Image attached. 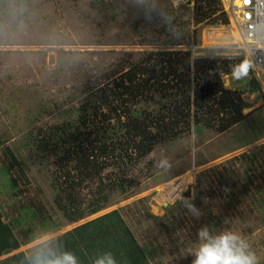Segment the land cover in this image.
I'll use <instances>...</instances> for the list:
<instances>
[{
  "label": "rangeland",
  "instance_id": "374dc122",
  "mask_svg": "<svg viewBox=\"0 0 264 264\" xmlns=\"http://www.w3.org/2000/svg\"><path fill=\"white\" fill-rule=\"evenodd\" d=\"M199 4L0 0V212L16 234L34 231V239L16 252L28 254L41 235L56 237L117 209L150 264H191L197 230L205 224L240 232L264 264L263 75L221 77L225 88L242 93L246 107L240 123L218 132L196 130L191 121L189 129L124 170L107 168L101 179L83 183L74 205L87 212L102 182L106 208L76 223L56 207L54 156L38 147L63 121L78 117L86 98L107 88L112 77L139 62L149 65L156 53L188 52L191 60L242 58L224 33L227 23L212 16L198 22ZM213 29L216 41L205 40L204 33ZM254 83L259 88L250 93ZM144 106L154 116L157 108ZM9 152L25 165V178L10 167ZM12 176L18 181L14 189ZM118 182L121 187L114 185ZM28 202L56 229L45 232L36 220L16 224L17 208ZM186 202L200 211L199 219Z\"/></svg>",
  "mask_w": 264,
  "mask_h": 264
},
{
  "label": "trees",
  "instance_id": "16d2710c",
  "mask_svg": "<svg viewBox=\"0 0 264 264\" xmlns=\"http://www.w3.org/2000/svg\"><path fill=\"white\" fill-rule=\"evenodd\" d=\"M196 2L200 3L198 22L211 16L216 22H227L224 13H220L218 0ZM154 56L149 65L139 62L112 77L107 88H99V94L86 98L78 117L72 122L63 121L47 133V140L39 141V149L54 156L55 205L69 223L79 222L106 208L102 182L87 212L74 202L76 191L81 190L83 183L101 179L100 175L107 168L124 170L132 161L148 155L159 143L172 140L189 129L191 121L196 130L203 126L223 132L244 119L242 109L246 105L242 93L225 88L221 79L230 74L233 65L247 62L243 57L191 60L190 53L178 51H161ZM251 72L249 66V74ZM258 88L254 83L249 92ZM144 104L157 108L154 116ZM8 157L10 167L25 178V165L11 152ZM9 181L12 189L17 187L16 178L12 176ZM114 185L121 187L122 182ZM17 212L16 224L42 221L45 232L57 227L47 223L32 202L20 204ZM33 239L32 228L16 234L12 226L3 221L0 212V264H30L35 250L28 254L16 251ZM56 242L62 250L74 252L81 264H92V259L105 251L114 254L117 264H150L117 209L56 236Z\"/></svg>",
  "mask_w": 264,
  "mask_h": 264
},
{
  "label": "clouds",
  "instance_id": "9594fccd",
  "mask_svg": "<svg viewBox=\"0 0 264 264\" xmlns=\"http://www.w3.org/2000/svg\"><path fill=\"white\" fill-rule=\"evenodd\" d=\"M230 74L236 80L247 77L248 63L233 65ZM186 207L197 219L200 218L201 213L193 204L186 202ZM228 223L226 219L225 224ZM45 235H41L38 242L34 243L35 252L30 264H81L74 252L61 249L56 237L45 238ZM196 236L191 264H259V258L249 242L230 227L217 229L205 224L197 230ZM92 264H117V260L111 251H105L95 256Z\"/></svg>",
  "mask_w": 264,
  "mask_h": 264
},
{
  "label": "built area",
  "instance_id": "2783aa9c",
  "mask_svg": "<svg viewBox=\"0 0 264 264\" xmlns=\"http://www.w3.org/2000/svg\"><path fill=\"white\" fill-rule=\"evenodd\" d=\"M220 13L227 18L228 40L242 51L253 74L264 79V0H222Z\"/></svg>",
  "mask_w": 264,
  "mask_h": 264
},
{
  "label": "bare ground",
  "instance_id": "6f19581e",
  "mask_svg": "<svg viewBox=\"0 0 264 264\" xmlns=\"http://www.w3.org/2000/svg\"><path fill=\"white\" fill-rule=\"evenodd\" d=\"M212 32H205L204 33V35H203V38L205 39V40H209L210 39V41H212V40H215V38L214 37H216L217 35L216 34H214V31H216V30H211ZM220 33V32H219ZM214 34V35H213ZM224 34V33H223ZM221 35V34H220ZM222 36V35H221ZM234 36H236V35H234ZM218 39V38H217ZM216 41V40H215ZM224 41V40H223ZM214 42V41H213ZM179 186V185H178ZM177 186V188H179ZM162 201V200H161Z\"/></svg>",
  "mask_w": 264,
  "mask_h": 264
}]
</instances>
